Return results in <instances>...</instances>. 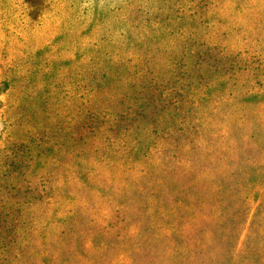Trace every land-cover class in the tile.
I'll return each mask as SVG.
<instances>
[{
  "label": "rangeland",
  "instance_id": "1",
  "mask_svg": "<svg viewBox=\"0 0 264 264\" xmlns=\"http://www.w3.org/2000/svg\"><path fill=\"white\" fill-rule=\"evenodd\" d=\"M15 1L0 0V264H221L246 240L240 261L264 264V204L258 208L254 198L248 210L243 201H234L212 216L208 209L182 205L175 215L184 211L187 218L170 230L156 214L159 198L169 208L182 199L191 202L182 193L198 180L204 187L218 157L264 159V106L239 108L247 115L241 117V138L235 143L219 127H200L199 111H188L195 85L203 87L219 73L227 78L231 64L226 60L236 59L224 47L201 50L198 38L184 42L177 33L157 39L152 54L146 46L135 49L130 62L105 55L128 47L115 40L126 20L129 31L139 26L143 34L167 27L165 18L174 31L185 25L188 6L196 12L207 8V16L214 7L208 1L195 7L198 0H172L174 6H166L173 10L160 15L145 0H132L127 9L125 0ZM79 17L84 22L79 32L96 24L90 42L102 47L99 62L85 61L81 67L80 58L73 57L66 67L57 61L61 72H72L66 79L51 75L56 82L49 85L51 59L42 44L53 29L67 30ZM258 20L264 29V17ZM113 35L115 45L109 42ZM85 36L79 37L81 43ZM174 43L181 52L177 57L176 51H163ZM140 52L141 61L136 59ZM117 64L119 75L102 83L103 76L117 75ZM134 64L143 71L134 73ZM36 94L43 95L42 105H36ZM80 96L90 100L80 104ZM168 256L177 257L175 263Z\"/></svg>",
  "mask_w": 264,
  "mask_h": 264
},
{
  "label": "trees",
  "instance_id": "2",
  "mask_svg": "<svg viewBox=\"0 0 264 264\" xmlns=\"http://www.w3.org/2000/svg\"><path fill=\"white\" fill-rule=\"evenodd\" d=\"M8 1H10V4H17L15 0ZM176 1L180 2V0ZM194 1L196 0H190L191 3ZM205 1H208L211 6L214 7L215 13H213V15L209 14V16H207L208 12L205 13L207 8L196 12L192 10V5L188 6L185 25H181L180 28H175L176 30L174 31L167 28L168 25L172 23H168V21L164 22L165 18L161 19V21L163 24L166 23L167 27H153L146 32L144 31L143 34H141L143 30H141L139 26H135L136 30L129 31L131 28L127 26L128 20L122 22L121 24L126 26V29L121 31L119 36H111L112 39H109V42H112L113 37H115L116 41L117 39L126 41L128 47L123 48L122 46L118 49L121 50L119 53L115 51V48L113 50L109 49L110 53L105 55H109L110 60L114 57V61L121 62L122 60H128V62H130V59L135 56V49L146 46V51L152 54L155 52L153 45L156 44L155 41L157 39H161L162 41L165 39L167 40V38L173 36L174 33H177V36L182 38L181 40H184V42L190 40L196 41L198 38V40L201 41L199 44L201 50L220 51L219 47H224L222 50L236 59L234 63H231V59L226 60V63L231 64L229 66L230 72L224 74L227 78H223V73H219L220 77L217 76L213 78L211 82L206 83L203 87L201 83L196 84L194 93L188 97L191 103L188 104L190 107L188 111L191 113L199 111L200 127L202 125L204 126L205 123L207 127H213L210 128L213 130L219 127V129L223 131V133H226L227 137L232 139V142L235 143L241 138V136L238 135L242 126L241 124H243L242 122L244 121L241 117L247 115V113L240 115L239 108L245 107L243 104L248 105L253 110L254 108L259 109L264 106V29L263 27H258L262 21L258 19L264 17V0H198V5L195 7ZM97 2L102 1L97 0ZM106 2L109 3L108 0H106ZM125 2L127 3L125 6L127 9L132 4V0H125ZM145 2L148 3L150 9L153 8V10H155V14L160 15L165 13L166 8L173 10L172 7L174 6L172 0H145ZM168 3L173 6H166ZM180 3L184 4V2ZM19 4L23 3L20 2ZM125 7L121 8V11H123ZM203 7L204 5H202L201 8ZM41 11L42 9L37 7L34 9V12L37 14H41ZM30 13H32V9ZM145 13V15H148L150 11ZM54 16H57L58 19L60 15L54 14L51 17L53 18ZM62 17L65 18L67 15H63ZM167 17L173 19L172 17L174 16ZM203 17H209V19ZM177 18L180 20L183 16L177 15L176 19ZM176 19L174 18V20ZM46 20L50 21V18L46 17ZM67 20L68 19H65V22H67ZM253 21L255 22L253 23ZM42 23V27L48 25L46 21ZM39 24L40 22L37 24L38 27L40 26ZM81 24H84V22L80 21L79 17L69 25L67 30L58 31L57 29H53V31L49 32L52 34L50 38L43 39L46 41L42 44L43 50L47 52L46 57L51 59L50 71L48 72V77H51L48 80L49 85H53L56 82V80L52 78L55 73L66 75L63 76V79H66V77H68L67 75L72 72L71 70L61 72L59 70L60 67L56 66L57 61L61 63L60 65L66 67H69L73 62V57L80 58L81 67L86 63L85 61H91L93 64L99 62L100 57H98V49L102 47H100L97 42H90L92 40L91 38H93L92 30L96 24L92 22L91 25L89 24L90 27L88 26L87 29L85 27L79 32ZM88 29L90 31H87ZM135 31H140V34L136 35ZM84 34L87 35V37L85 36L86 41L81 43L79 37ZM135 39H138L137 42ZM112 43L115 45L116 42L114 41ZM168 45H164L167 47H165L163 51H167L166 53H170V51L179 53V46L175 43L172 44V46ZM93 48L95 49V54L91 55L89 52ZM155 49L158 50L157 47ZM127 50L133 51H129L128 55V53H124L125 51L127 52ZM180 54L181 52L176 54L175 57ZM142 55L143 54L140 52L136 56V59L141 61ZM37 57L38 56L34 54V59L37 60ZM171 58L174 60V56ZM117 65L119 67L116 71L117 75H112V77L108 76L107 79L103 76L102 83L111 81L114 77L119 75L118 71H120L122 66H120V64ZM132 66L135 67V70H133L135 71L134 73L138 74L143 71L140 65L136 66L134 64ZM96 68L99 69V67ZM98 69L93 71V73L98 72ZM200 78L202 79V77ZM35 98L36 105L43 104V95L36 94L34 99ZM79 99L81 100L80 104H84L90 100L89 97L88 99H84L82 96H80ZM10 107L12 109L15 108L13 104L10 105ZM5 114H9V109L6 110ZM6 120L8 121V126L11 127L13 121L9 115L6 117ZM260 135V133L256 134L258 137H260ZM225 144L229 149H232V143L226 141ZM262 147H264L263 143ZM217 161L218 165L213 168L212 172L207 174L206 181L203 183V185L205 184L204 187L201 186L200 180H198L196 185L190 187L187 193H182L183 196L188 197L190 195L192 198L191 202L189 199H182L177 205L169 208L166 203L167 200L163 198L158 199V204H155L158 209V213L156 212V214L162 219V225L166 227L167 230H170V227L176 228L180 224H183L184 221L178 220L187 218L185 212L183 211L182 214L178 216L175 214L182 210V205L188 203V206H190L189 210L194 208L195 211L201 209L199 212H204L208 209L209 215L211 216L218 212V208L224 207L223 211H226L228 207H231L234 201H243L242 204H246L247 210L251 207L249 202H251L252 198L255 199H253V202L259 201L258 208L263 206L264 159L250 160L248 157H218ZM204 171L208 172V169ZM170 189L171 188H169L168 191ZM164 192H166V189H164ZM258 235L261 237L260 232ZM235 237L236 232L234 235L230 236V238H233V241ZM246 245L247 247L249 246L247 240L246 242L244 241L240 247L235 245L233 251H235L236 256L230 255V257H227L221 264H243L244 262L242 263L240 261L243 257L240 259L239 256L240 253L241 255L243 254V248L245 249ZM176 258L177 257L174 256H168L169 262L171 263H175ZM247 260L251 261V259ZM246 264H249V262L246 261Z\"/></svg>",
  "mask_w": 264,
  "mask_h": 264
}]
</instances>
